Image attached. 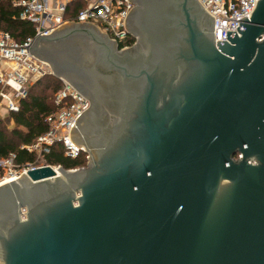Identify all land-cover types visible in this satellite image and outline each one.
<instances>
[{
	"label": "water",
	"instance_id": "1",
	"mask_svg": "<svg viewBox=\"0 0 264 264\" xmlns=\"http://www.w3.org/2000/svg\"><path fill=\"white\" fill-rule=\"evenodd\" d=\"M130 1L137 46L75 22L30 47L90 99L92 160L0 184V264H264V0L228 42L199 0Z\"/></svg>",
	"mask_w": 264,
	"mask_h": 264
},
{
	"label": "built area",
	"instance_id": "2",
	"mask_svg": "<svg viewBox=\"0 0 264 264\" xmlns=\"http://www.w3.org/2000/svg\"><path fill=\"white\" fill-rule=\"evenodd\" d=\"M74 0H19L15 5L20 6V18L30 21L35 27V34L24 42L17 41L13 35L0 29V57L10 63L14 73H5L0 67V100L6 102L10 111L20 110L19 100L29 94L28 83L45 74L42 64L48 67L45 60L34 56L30 47L43 35H52L60 27L66 24L69 5ZM85 3L75 17H71V23H88L102 27L103 31L117 43L135 36L126 28L127 17L133 8L130 0H79ZM203 7L215 17V40H226L228 31L240 32V17L250 14L257 5V0H199ZM69 23V22H67ZM125 46L124 48L128 47ZM4 61V62H5ZM18 69H13V68ZM64 80V79H63ZM65 85L55 95L57 108L47 115L46 121L50 129L37 137L32 143L23 144L21 148L38 156L44 157L52 151L54 145L63 149L64 154L70 158H77L83 152H87L83 145L73 142L71 130L76 119L89 105L85 96L80 93L70 82L64 80ZM37 160L26 163L16 161V153H10L0 159V184L13 178L16 179L31 169L46 166ZM53 166V165H51ZM56 168L55 166H53ZM12 179V180H13Z\"/></svg>",
	"mask_w": 264,
	"mask_h": 264
},
{
	"label": "trees",
	"instance_id": "3",
	"mask_svg": "<svg viewBox=\"0 0 264 264\" xmlns=\"http://www.w3.org/2000/svg\"><path fill=\"white\" fill-rule=\"evenodd\" d=\"M15 1L19 0H0V29L10 32L17 41L24 42L35 34V27L30 21L20 18L22 8L15 5ZM84 7V2L74 0L69 5L66 16L75 17ZM135 40V36H130L119 42V46L121 48L130 46ZM58 82V79L56 77L54 79L53 75L41 77L29 88L28 96L19 100L20 110L11 113L14 120L13 127H8L5 122L0 120V159L7 157L10 153H16L18 163L35 160V155L21 146L32 143L38 136L50 129L46 117L57 108L54 98L60 90V82ZM51 88V95L46 94V91ZM86 158L87 152L81 153L75 159L67 157L58 145H54L52 151L44 156L48 164H59L66 169L86 165Z\"/></svg>",
	"mask_w": 264,
	"mask_h": 264
},
{
	"label": "rangeland",
	"instance_id": "4",
	"mask_svg": "<svg viewBox=\"0 0 264 264\" xmlns=\"http://www.w3.org/2000/svg\"><path fill=\"white\" fill-rule=\"evenodd\" d=\"M84 5H85V3H84ZM71 21L73 22V20H70V17H68L67 18V21H66V24H64L62 27H60L58 30H57V32L60 30V29H62V28H64V27H73L75 24L74 23H71ZM67 22H69V23H67ZM86 25H88V23H85ZM93 26V25H92ZM92 26H86V27H92ZM94 28L99 32V33H101V34H103V35H105L106 33L103 31V29H102V27L100 28H98L97 26L95 27L94 26ZM98 29H100V30H98ZM103 31V32H102ZM57 32H55V33H57ZM54 33V34H55ZM105 33V34H104ZM53 35V34H52ZM108 35V34H107ZM106 36V35H105ZM107 37V36H106ZM112 38V37H111ZM38 58V57H37ZM38 59H40V58H38ZM42 60V59H41ZM4 59H2L1 57H0V67H1V69H3L4 70V72L5 73H7V72H10V73H8L9 75L11 74V73H14V74H16L15 72H13L12 70H11V67H10V63L8 62V61H5ZM48 62V61H47ZM42 66L44 67V69H45V74L43 75V76H45V75H53V78L55 79V77H56V79H58V81L60 82V89H62L63 88V86L65 85V82H64V78L62 77V76H57V75H55L54 74V69L52 68V66H51V64H50V62H48V67L45 65H43L42 64ZM13 69H18V68H13ZM43 76H41V77H43ZM55 76V77H54ZM41 77H39L38 76V78H36L35 80L37 81V80H39ZM64 79V80H63ZM67 81V80H66ZM58 82V83H59ZM67 82H69V81H67ZM33 83L34 82H32V81H30L29 83H28V87L29 88H31V86L33 85ZM1 89V88H0ZM51 93H52V88L51 89H48L47 91H46V94H50L51 95ZM57 94V93H56ZM55 99V98H54ZM54 103H55V101H54ZM56 105V104H55ZM57 107V106H56ZM7 125H8V127H13V125H10V123H7ZM88 153H87V163H86V165H83V166H87V164H88V162H89V157H88ZM35 160H37L39 163H45V164H48L46 161H45V159H44V157H42V158H38V156H36L35 155ZM48 165H53V166H55V167H59V166H62V165H59V164H48ZM82 167V166H81ZM76 168H80V166L79 167H76ZM1 178V177H0ZM2 184V183H1Z\"/></svg>",
	"mask_w": 264,
	"mask_h": 264
},
{
	"label": "crops",
	"instance_id": "5",
	"mask_svg": "<svg viewBox=\"0 0 264 264\" xmlns=\"http://www.w3.org/2000/svg\"><path fill=\"white\" fill-rule=\"evenodd\" d=\"M0 88H1V85H0ZM12 112L14 111H10L8 109L6 102L3 100H0V120L5 122L6 124L10 123V125H14V120L11 117Z\"/></svg>",
	"mask_w": 264,
	"mask_h": 264
},
{
	"label": "flooded vegetation",
	"instance_id": "6",
	"mask_svg": "<svg viewBox=\"0 0 264 264\" xmlns=\"http://www.w3.org/2000/svg\"><path fill=\"white\" fill-rule=\"evenodd\" d=\"M134 3V5H133V8L134 7H136L138 4H137V2H133ZM132 8V9H133ZM136 37V40H135V42L132 44V45H130V46H128V48H131V47H133V46H137V43H138V37L137 36H135ZM109 42H112V41H109ZM124 49V47H120L119 46V43H118V45H117V51H119V52H122V51H124L123 50ZM70 84H72L71 82H70ZM73 85V84H72ZM74 86V85H73ZM75 87V86H74ZM76 88V87H75ZM77 89V88H76ZM78 90V89H77ZM79 91V90H78ZM80 92V91H79ZM81 93V92H80ZM85 96V95H84ZM85 98L88 100V102H89V105H88V108L90 107V105H91V101H90V99L89 98H87L86 96H85ZM87 108V109H88ZM77 127H78V125H77ZM84 147H85V145H83ZM86 148V147H85ZM86 151H87V153L89 154L88 155V157H89V160H92V158H90V152L87 150V148H86Z\"/></svg>",
	"mask_w": 264,
	"mask_h": 264
},
{
	"label": "bare ground",
	"instance_id": "7",
	"mask_svg": "<svg viewBox=\"0 0 264 264\" xmlns=\"http://www.w3.org/2000/svg\"><path fill=\"white\" fill-rule=\"evenodd\" d=\"M56 32H57V31H56ZM46 62H47V61H46ZM47 63H48V62H47ZM54 72H55V71H54ZM59 76H60V75H59ZM59 167H60V166H59ZM56 168H57V167H56ZM58 172L60 173V171H58ZM13 178H15V177H13ZM13 178H9V179H11V180H12ZM9 181H10V180H9Z\"/></svg>",
	"mask_w": 264,
	"mask_h": 264
}]
</instances>
